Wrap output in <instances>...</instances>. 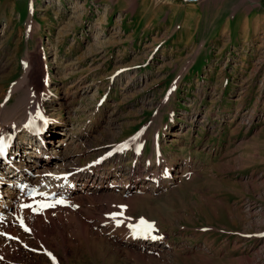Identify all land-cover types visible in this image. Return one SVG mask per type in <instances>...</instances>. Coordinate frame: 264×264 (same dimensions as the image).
I'll return each mask as SVG.
<instances>
[{
    "label": "rangeland",
    "instance_id": "rangeland-1",
    "mask_svg": "<svg viewBox=\"0 0 264 264\" xmlns=\"http://www.w3.org/2000/svg\"><path fill=\"white\" fill-rule=\"evenodd\" d=\"M34 104L5 186L116 152L29 231L1 215L0 264H264V0H0V125Z\"/></svg>",
    "mask_w": 264,
    "mask_h": 264
},
{
    "label": "bare ground",
    "instance_id": "bare-ground-1",
    "mask_svg": "<svg viewBox=\"0 0 264 264\" xmlns=\"http://www.w3.org/2000/svg\"><path fill=\"white\" fill-rule=\"evenodd\" d=\"M32 107H33V108H31L32 110L30 109V111L27 113L26 117H28L29 115H36L37 117L43 116V118L46 119V115L44 114L43 110H41V108L38 105L34 104V105H32ZM38 113H39V115H38ZM26 117L24 118L23 123H24ZM20 127H23V125L21 124ZM18 128L19 127L16 126V123L7 122L5 124L0 125V135H3L4 137H6L7 135H12V134H15L16 137L19 136V138L17 137L18 140L15 143L18 145V147H16V148H17V151L19 152V155L17 154L15 156H13L11 161H15L16 163L21 162L23 165L24 164L29 165L30 167H27V168L25 167V168L28 170H31L32 168H34V165L32 164L34 162L33 158H37L41 154L42 145L39 142H42V140L44 139V136L41 137L40 140L37 139L35 136H32L31 141H29V142L31 143L30 146H31V148H33V151L31 150L32 151L31 153L29 152V154H27V156L23 157L24 159L19 158V156L22 157L21 156V152H23L22 150L27 148L28 145L26 147V142L22 140V139H24L23 134L20 133V135H19ZM20 129L22 130V128H20ZM21 130H20V132H21ZM33 139H36V140H33ZM19 142L21 144H18ZM22 144L24 145V147L22 146ZM45 144H44V146H45ZM24 151H26V150H24ZM19 159H23V160H19ZM105 162H106V160H103L102 162H99V163H94V164L92 163V165H90V166L89 165L87 167L83 166L79 171H77L75 173H71V175H69V177L67 179L68 180L71 179L75 182V184L73 183V185H75L74 187L67 185V181H65V176H66L67 172H63V173L61 172V175H55V174L50 175L49 174L48 176L43 177L42 174H40V173H32L30 171L24 172L22 169V171L20 173H18L17 175H14L16 177H13L12 179H10L9 183H7V185L5 186V190H4L5 195L3 193L0 196V219H1V217H3L1 215H4L6 217L7 221H9V222L11 221V223H13L14 217L19 216V218H20L22 216V217H26V219L32 218L34 215H32L30 213L31 209L22 208L21 205L27 204V203L32 201V198L26 196V192L30 187H33V186L38 187V189L40 191L41 190L44 191V189H46L49 186V187H52L53 190L49 191L48 195L49 194H55L56 198L59 195H63L65 197H67L68 199H73L74 198L73 191L78 190L77 186L82 181V179H84L85 177L88 178V177L92 176L95 169L99 166L103 167L105 165ZM7 167L8 168L10 167L9 162L6 163L4 161H0V179H2V176H4L5 172L8 170ZM9 174H11V173H9ZM89 174H91V175H89ZM12 175L13 174H11V176ZM5 176H8V175H5ZM112 176H113V174H112ZM102 177H104V178H102L101 184L103 186L105 185L106 187H108V179L107 178H109V176L107 177L106 175L105 176L102 175ZM139 179L142 180V182H144L146 184L152 183L151 181H156V177L155 176H152V177L149 176V173H144V175H143V173H140ZM137 180L138 179H136V181ZM3 182H4V180H3ZM112 187H113V189H118L119 187L122 188V186L119 184H116ZM56 189H57V191H56ZM53 209L59 210V206H56ZM48 212H51V211H48ZM52 212H53V210H52ZM31 225H32V223H31Z\"/></svg>",
    "mask_w": 264,
    "mask_h": 264
},
{
    "label": "snow or ice",
    "instance_id": "snow-or-ice-1",
    "mask_svg": "<svg viewBox=\"0 0 264 264\" xmlns=\"http://www.w3.org/2000/svg\"><path fill=\"white\" fill-rule=\"evenodd\" d=\"M39 115V113H38ZM41 119H43V117L41 116ZM31 123V122H30ZM6 142H5V138L3 135H0V156L4 155L5 151H6ZM118 150H122V149H118ZM33 197H35L36 195H39L41 197H47L46 193H42V192H36L35 190H33L32 193ZM65 203L63 200H56L55 202H48L47 199L44 200H40V201H36L35 202V206L33 204H22L21 207L22 208H29L32 209V211L36 212L42 209H46V208H51V207H55L56 204H63ZM121 208L120 212H114L111 213V219H113L116 222L117 227H119L121 224H123V220L120 219V217H123L124 214V209L126 208V206H119ZM20 224L22 227L25 228V231H29V229L24 225V220L23 218H20ZM129 227L132 229L133 235L135 237H143L145 239L149 238L151 236L152 239H157L158 237L152 236L153 231L155 230V226L154 224L148 222L147 220L141 218L139 220V222L137 224H133V225H129ZM51 255V254H49ZM53 259H55L53 257Z\"/></svg>",
    "mask_w": 264,
    "mask_h": 264
}]
</instances>
